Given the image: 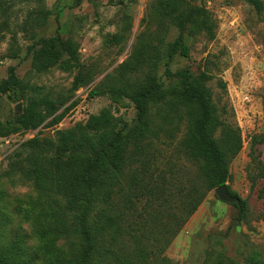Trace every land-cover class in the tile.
Masks as SVG:
<instances>
[{
    "label": "rangeland",
    "instance_id": "rangeland-1",
    "mask_svg": "<svg viewBox=\"0 0 264 264\" xmlns=\"http://www.w3.org/2000/svg\"><path fill=\"white\" fill-rule=\"evenodd\" d=\"M164 1L0 0V119L8 124L32 102L43 116L53 114L36 131L0 138V250L18 241L34 252L49 226L60 229L56 215L67 205L50 190L52 174L71 155H88L69 142L64 149L68 135L62 133L108 109L118 127L135 136L139 109L129 94L140 90L150 127L142 149L131 148L127 179L115 198L116 205L133 199L136 213L128 219L140 223V239L113 250L132 257L136 248L143 250L141 264H264V0H258L260 12L246 0H179L183 8L176 17L167 15ZM192 11L211 15L213 40L189 32L192 23L185 21ZM181 36L190 57H170ZM54 37L61 39L60 61L44 69V41ZM186 72L210 76L206 86L221 123L216 136L228 153V194L245 203L246 215H240L239 201L206 191L185 156L189 117L179 99ZM78 77L82 84L75 89ZM35 137L56 146L32 150L27 142ZM163 175L175 200L206 192L187 220L152 196Z\"/></svg>",
    "mask_w": 264,
    "mask_h": 264
},
{
    "label": "trees",
    "instance_id": "trees-1",
    "mask_svg": "<svg viewBox=\"0 0 264 264\" xmlns=\"http://www.w3.org/2000/svg\"><path fill=\"white\" fill-rule=\"evenodd\" d=\"M82 1L84 0H77V3L80 4ZM246 1L253 4L257 11H262L260 1ZM164 2L169 17H176L182 12L183 6L179 0ZM185 22L192 23L189 32L193 35H204L211 40L216 36V22L208 13L192 11ZM44 44L45 49L40 60L43 64L41 66L47 69L59 63L57 54L62 43L59 37H54L45 40ZM172 50L170 57L173 54L183 58L190 57V47L184 43L183 36ZM180 77L182 91L179 103L187 108L189 117L188 131L184 139L185 156L194 162L197 179L206 183V191L217 189L226 185L231 175L228 153L222 148L221 141L216 136L221 123L212 102L211 91L206 86L210 76L203 72L193 77L186 72ZM13 78H15L14 72L7 84ZM80 84L82 77L76 79L74 88H80ZM4 91V87L1 86L0 92ZM143 94L140 90L129 94L136 101L139 109L135 136H130L124 127L119 128L116 118L108 109L103 110L99 115H92L82 128L62 133L63 136L68 135V140H63L64 149H69L67 145L69 142L76 150H87L88 155H71L62 164H56L55 174H52L53 182L50 190L60 196L67 205L65 212L56 215L55 224L60 229L49 226L39 235L42 244L34 252L27 251L18 241L10 248L0 250V264H33L34 261H39V264H113V261L114 264H141V259L147 258V253L137 248L134 257L125 256L122 249L113 250V247L122 241L138 242L140 239V223L135 219H128L129 212L136 213L133 199L123 201L122 205H116L115 198L127 179L126 167L132 154L131 148L135 147L137 151L142 149L143 137L150 127L147 108L142 105ZM39 106L37 102H32L21 115L8 124H4L0 119V138L38 130L53 115L51 113L52 115L43 116V113L38 111ZM60 116L54 120V123ZM27 146L32 150L44 151L46 148L51 151L56 145L49 139L35 137L27 142ZM238 151L239 149H235L234 154ZM160 185L159 190L153 192L152 196L165 209L169 207L185 215L184 220L196 212L206 196V192L198 195L197 190H193L191 192L193 195L189 193L186 199L183 198L185 196L183 194L175 200L166 176H162ZM37 187L47 189L39 183ZM197 195L198 198L195 197ZM238 201L236 206L240 209V215H246L245 203ZM66 211H74L76 214L66 215ZM177 222L178 229L175 235L181 229L180 218ZM75 235L81 241H71V237ZM60 238L64 240L62 245L57 244ZM26 255H32L30 261L24 259Z\"/></svg>",
    "mask_w": 264,
    "mask_h": 264
},
{
    "label": "water",
    "instance_id": "water-1",
    "mask_svg": "<svg viewBox=\"0 0 264 264\" xmlns=\"http://www.w3.org/2000/svg\"><path fill=\"white\" fill-rule=\"evenodd\" d=\"M216 193L219 194L220 199L222 201L231 202V203L234 202V201H238V200H236L235 198L231 197L228 194V189H227V186L226 185L217 188L216 189Z\"/></svg>",
    "mask_w": 264,
    "mask_h": 264
}]
</instances>
